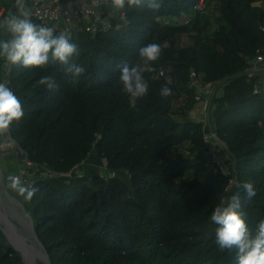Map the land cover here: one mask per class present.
I'll use <instances>...</instances> for the list:
<instances>
[{
	"label": "trees",
	"instance_id": "trees-1",
	"mask_svg": "<svg viewBox=\"0 0 264 264\" xmlns=\"http://www.w3.org/2000/svg\"><path fill=\"white\" fill-rule=\"evenodd\" d=\"M2 9L1 19L11 0H0ZM111 22L123 26L72 35L73 59L86 69L75 84L58 61L6 70L0 60V82L24 109L11 138L28 164L25 184L38 189L26 201L37 238L51 264H237L215 244L210 216L239 192L253 234L264 220V90L254 94L261 76H238L264 46V0H162L159 10L130 8ZM183 35L191 44L181 45ZM152 42L162 56L145 64L139 49ZM125 63L145 68L147 97L122 92ZM191 70L203 82L233 77L213 96L207 125L177 118L195 105ZM45 75L57 90L38 85ZM205 130L226 146L229 174L204 157ZM6 160L2 169L18 164ZM244 181L257 189L251 201L237 188ZM0 264H25L1 228Z\"/></svg>",
	"mask_w": 264,
	"mask_h": 264
},
{
	"label": "clouds",
	"instance_id": "clouds-1",
	"mask_svg": "<svg viewBox=\"0 0 264 264\" xmlns=\"http://www.w3.org/2000/svg\"><path fill=\"white\" fill-rule=\"evenodd\" d=\"M93 3L98 5L100 0H93ZM102 3L111 7L113 14L118 13L123 18L130 8L146 6L159 10L162 0H102ZM14 7L16 11H10L0 19V60L10 66L40 69L58 61L75 84L86 69L73 59L79 55V50L72 42L71 33L61 31L56 34L53 27L34 23L27 0H14ZM162 52V46L154 42L139 49V55L145 64L158 62ZM119 67L118 80L122 85V92L134 100L147 97L149 82L144 75L145 68L139 65L129 66L127 63ZM147 70L155 72L153 67ZM151 78L156 79L155 76ZM37 83L50 91L58 88L56 80L50 75L42 76ZM160 95L167 99L173 95L172 89L164 86L160 89ZM23 117L24 109L20 98L6 82H0V151H7L15 146V141L11 138L12 127L14 124L19 125ZM8 181V188L24 201H32L38 192L36 187L26 185L19 175H9ZM237 188L243 191L249 201L257 195L253 181H244ZM210 220L216 225L215 244L222 251H234L237 264H264V220L258 223L253 234L241 211L239 192L228 202L222 200L221 205L212 212Z\"/></svg>",
	"mask_w": 264,
	"mask_h": 264
},
{
	"label": "built area",
	"instance_id": "built-area-1",
	"mask_svg": "<svg viewBox=\"0 0 264 264\" xmlns=\"http://www.w3.org/2000/svg\"><path fill=\"white\" fill-rule=\"evenodd\" d=\"M200 2L202 3V0ZM27 6L32 12V18L36 19L40 24L53 27L56 34L61 31H67L71 35H76L80 32L95 35L98 32L121 28L122 24L113 25L111 21L116 18L119 20L125 18V14L123 18L118 13L113 14L111 7L105 6L102 0H100L98 5L94 4L93 0H28ZM201 7L202 5H199V8ZM1 15L2 13H0V17ZM261 30L264 33V28ZM246 63L247 69L238 76L243 75L248 79H255L257 76H261L254 88V94H260L263 92L261 90H264V46L257 51L253 59H247ZM5 67L7 70L9 65L5 63ZM165 76L166 71L161 70L159 77ZM232 78H225L217 82H203L194 70L190 71V88L195 89V105L193 109L196 107V110L202 115L204 125H207L210 116L213 96L219 90H223ZM2 82L7 83L5 79ZM203 141L204 146L201 151L204 157L220 170L229 174V164L225 165L227 160L224 161L222 159L223 154L225 153L226 155V146L211 130H205ZM78 174L81 176L80 173Z\"/></svg>",
	"mask_w": 264,
	"mask_h": 264
},
{
	"label": "rangeland",
	"instance_id": "rangeland-1",
	"mask_svg": "<svg viewBox=\"0 0 264 264\" xmlns=\"http://www.w3.org/2000/svg\"><path fill=\"white\" fill-rule=\"evenodd\" d=\"M181 45L182 46H187L191 44V39L187 35H183L180 39ZM186 101V96H183L180 100H178L175 105L174 109L180 108L184 102ZM180 120H194V121H202L203 117L199 113L198 110L195 109L179 114L177 117ZM176 148L174 147L175 155L174 157H177L181 152V150H175ZM173 151V152H174ZM15 156L17 158L18 164L11 162L7 164V167H4L2 169L3 164L6 165V159L9 156ZM222 159L228 160V156L225 155V153L222 156ZM27 162L24 159V157L21 155L20 151L16 147V145L7 151H0V169L2 170L3 174L0 175V196H1V207L2 211L6 212L8 216H10L11 221L20 228L21 233L28 239V243L35 247L37 250L40 251L37 243L34 241V238H32L31 232H30V224L28 219L25 216V212L28 213L26 207L27 203L26 201L23 200V198L19 197L16 193H14L10 188H8V176L9 175H19L21 176V179L26 183H29L28 181V170H27ZM80 172H77V174ZM6 174V175H5ZM3 227V226H1ZM38 264H43L41 260L37 261Z\"/></svg>",
	"mask_w": 264,
	"mask_h": 264
},
{
	"label": "water",
	"instance_id": "water-1",
	"mask_svg": "<svg viewBox=\"0 0 264 264\" xmlns=\"http://www.w3.org/2000/svg\"><path fill=\"white\" fill-rule=\"evenodd\" d=\"M3 172L0 169V175H2ZM0 204H1V196H0ZM25 216L29 221L30 224V232L32 235V238H34V241L37 243L40 251L43 253V258L40 260L43 262V264H51L48 254L46 253L43 245L37 238L35 231H34V223L32 220V217L29 213L25 212ZM5 227L6 231L1 227ZM0 228L3 232V234L8 239V242L13 246V248L21 255L23 261L25 264H38L37 260L38 258L34 255H32V260L30 263H28L24 256V251H30L31 248H34L31 246L28 241L26 240V237L21 233L20 228L15 226V224L11 221L10 216H8L6 213H0Z\"/></svg>",
	"mask_w": 264,
	"mask_h": 264
},
{
	"label": "bare ground",
	"instance_id": "bare-ground-1",
	"mask_svg": "<svg viewBox=\"0 0 264 264\" xmlns=\"http://www.w3.org/2000/svg\"><path fill=\"white\" fill-rule=\"evenodd\" d=\"M4 211H2V207H1V204H0V213H3ZM6 213V212H4ZM4 229V231H6L5 227H2ZM26 240L28 241V239L26 238ZM29 242V241H28ZM36 256L38 258V260H40L41 258H43V253L42 251H39L37 250L35 247L34 248H31L30 251H24V256H25V259L28 263L31 262L32 260V255ZM37 260V261H38ZM38 263V262H37Z\"/></svg>",
	"mask_w": 264,
	"mask_h": 264
},
{
	"label": "crops",
	"instance_id": "crops-1",
	"mask_svg": "<svg viewBox=\"0 0 264 264\" xmlns=\"http://www.w3.org/2000/svg\"><path fill=\"white\" fill-rule=\"evenodd\" d=\"M28 1V0H27ZM11 4H12V9H11V11H16V9H15V7H14V0H11ZM28 4V3H27ZM4 9H2L1 11H0V13H2L3 14V11ZM2 16V15H1ZM0 19H1V17H0Z\"/></svg>",
	"mask_w": 264,
	"mask_h": 264
}]
</instances>
